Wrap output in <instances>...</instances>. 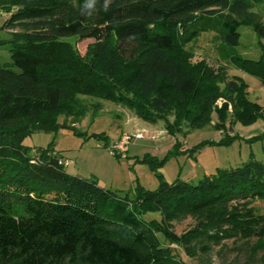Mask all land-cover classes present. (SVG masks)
I'll list each match as a JSON object with an SVG mask.
<instances>
[{"label":"trees","instance_id":"obj_1","mask_svg":"<svg viewBox=\"0 0 264 264\" xmlns=\"http://www.w3.org/2000/svg\"><path fill=\"white\" fill-rule=\"evenodd\" d=\"M0 0L10 18L0 26V264H176L168 242L188 257L208 244L242 242L264 257V162L251 156L235 169H219L197 185L161 180L154 191L119 197L95 181L72 176L52 149L23 145L35 132H51L60 116L78 119L113 102L170 134L184 128L226 131L251 121L246 85L204 61L192 63L186 46L215 33L235 51L239 29L256 35L257 60L231 54L228 63L264 84V22L253 12L264 0ZM94 40L79 56L66 39ZM220 100L232 105L218 108ZM158 213L159 221L146 220ZM194 226L177 236L173 224ZM208 243V244H207Z\"/></svg>","mask_w":264,"mask_h":264},{"label":"rangeland","instance_id":"obj_2","mask_svg":"<svg viewBox=\"0 0 264 264\" xmlns=\"http://www.w3.org/2000/svg\"><path fill=\"white\" fill-rule=\"evenodd\" d=\"M253 12L264 22V6H256ZM10 14L0 11V26ZM9 30L0 35L8 41ZM240 45L229 51L222 47L215 33H202L190 42L186 49L193 54L192 63L204 61L214 69L225 66L230 76H235L246 85V102L249 105L251 121H237L235 126L226 123V131L217 130L216 115L212 124L200 130L183 129L182 133L170 134L163 121L156 125L143 122L121 105L108 101L84 98L87 104L99 102L102 109L88 112L74 119L60 116L56 128L51 132H35L28 136L23 145L34 153L38 149H52L58 157L68 163L65 171L81 179L95 181L97 185L119 197H132L135 190L154 191L161 180L173 183L177 179L197 185L204 176H210L219 169H235L251 156L264 162V84L256 77L235 69L228 63L232 53L245 59L257 60L260 51L253 31L242 27ZM79 56H84L87 47L94 40L77 41L66 39ZM264 45V39L261 40ZM10 47H0V66L10 67ZM227 105V113L232 114V105L220 100L218 108ZM139 135V140L135 136ZM132 140L125 147V157L111 153V148L122 137ZM261 214L264 204L256 203ZM146 220L159 221L158 213H148ZM193 219L173 224V232L180 236L194 226ZM208 244V243H207ZM172 250L176 264H264L261 254L252 256L242 242L223 241L219 245L208 244L209 253L197 252L188 257L174 244L163 243Z\"/></svg>","mask_w":264,"mask_h":264},{"label":"built area","instance_id":"obj_3","mask_svg":"<svg viewBox=\"0 0 264 264\" xmlns=\"http://www.w3.org/2000/svg\"><path fill=\"white\" fill-rule=\"evenodd\" d=\"M141 137L139 135L135 136L136 140H139ZM132 140V138L124 136L121 138V140L115 144L112 148H111V153L112 154H116L119 153L121 154L122 158L125 157V147L126 145ZM59 164L63 167H67L68 163L64 160L60 161Z\"/></svg>","mask_w":264,"mask_h":264},{"label":"clouds","instance_id":"obj_4","mask_svg":"<svg viewBox=\"0 0 264 264\" xmlns=\"http://www.w3.org/2000/svg\"><path fill=\"white\" fill-rule=\"evenodd\" d=\"M109 0H105V10H107V5H108ZM97 4V0H85V4H84V9L87 10L89 12V14H91L92 11L95 10Z\"/></svg>","mask_w":264,"mask_h":264}]
</instances>
